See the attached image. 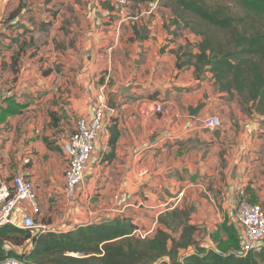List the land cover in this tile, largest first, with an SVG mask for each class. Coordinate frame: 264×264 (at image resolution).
<instances>
[{
	"label": "crops",
	"instance_id": "0c3cea01",
	"mask_svg": "<svg viewBox=\"0 0 264 264\" xmlns=\"http://www.w3.org/2000/svg\"><path fill=\"white\" fill-rule=\"evenodd\" d=\"M155 4L0 0V79L11 91L0 107V173L33 181L51 232L126 217L148 236L176 227L180 240L188 224L192 238L179 256L219 251L231 245L230 230L238 239L242 198L264 207V118L246 111L236 91H221L211 72L198 75ZM102 87L106 127L68 201L62 140L94 112ZM205 114L223 125L197 126Z\"/></svg>",
	"mask_w": 264,
	"mask_h": 264
},
{
	"label": "trees",
	"instance_id": "16d2710c",
	"mask_svg": "<svg viewBox=\"0 0 264 264\" xmlns=\"http://www.w3.org/2000/svg\"><path fill=\"white\" fill-rule=\"evenodd\" d=\"M130 1L152 4L158 0ZM236 1L244 12L241 17L227 13L223 6L212 7L205 0H169V3L177 7L174 25H179L181 18L185 20V14L190 13L216 29V33L229 34V41L224 43L209 31L200 32L203 39L198 44L199 51L191 54L198 75L203 71L211 72L221 91H236L246 111L253 110L264 118V0ZM190 25L188 20L184 24ZM183 64L179 62L178 67ZM110 132V144L114 146L119 135L118 126L110 125ZM180 218L181 223L186 222L189 214ZM137 229V224L126 217L66 232L35 235L31 230L7 224L0 226V261L16 257L35 264H264V250L250 252L244 257L234 253L238 239L232 230L229 231L231 245H220L219 251L179 256L180 249L190 242L188 233L185 234V230L192 231L188 224L180 240L163 229L142 238L135 234ZM26 244H31V248L22 254L14 249Z\"/></svg>",
	"mask_w": 264,
	"mask_h": 264
},
{
	"label": "built area",
	"instance_id": "2783aa9c",
	"mask_svg": "<svg viewBox=\"0 0 264 264\" xmlns=\"http://www.w3.org/2000/svg\"><path fill=\"white\" fill-rule=\"evenodd\" d=\"M119 1L124 6L131 3L130 0ZM10 92L0 79V106L8 99ZM108 109L105 87H102L94 112L89 116L79 117L74 131L62 140L67 162L63 195L68 201L76 198L85 180L96 142L106 127ZM154 110L161 112L162 104H156ZM196 125L205 129H217L223 125V120L219 115L205 114L197 119ZM21 204L23 209L20 207ZM41 214L42 208L33 181L23 173H14L8 177L0 173V226L13 225L31 230L34 235L51 232V228L39 220ZM236 219L239 230L238 247L234 249V253L244 257L250 252H262L264 250V207L242 198L237 204ZM149 233L135 230V234L142 238L147 237ZM30 245L26 244L14 249H20V252H17L22 254L31 248ZM190 253L193 252L187 250L182 256ZM0 264L35 263L26 259L7 257L1 260Z\"/></svg>",
	"mask_w": 264,
	"mask_h": 264
},
{
	"label": "rangeland",
	"instance_id": "374dc122",
	"mask_svg": "<svg viewBox=\"0 0 264 264\" xmlns=\"http://www.w3.org/2000/svg\"><path fill=\"white\" fill-rule=\"evenodd\" d=\"M209 5L212 7H218V6H223L227 9L225 11L229 14H232L233 16L241 17L244 15L243 9L238 5L236 0H205ZM133 3V2H132ZM156 5V9L158 8L160 18L162 20L163 28L166 29L168 32L175 31L178 32L179 37L177 38V41H180L181 47L185 46L186 48V55L191 56V51H194V48L198 49V44L199 42L203 39L202 34L200 33L201 31H209L211 32L212 35L218 36L223 42H228L229 41V34L228 33H223L221 32L218 35L216 33V29L210 27L206 22H204L202 19H200L197 16H194L190 13L185 14V20H182L180 22V26L174 25V18H177L178 12H177V7L174 6L173 4L169 3V0H158ZM179 11V10H178ZM154 12V11H152ZM187 20L191 23L190 26H184L185 22ZM183 26V27H182ZM144 32V31H143ZM173 33V32H171ZM173 40V39H171ZM179 45V46H180ZM183 45V46H182ZM180 47V48H181ZM238 94V93H237ZM239 95V94H238ZM5 115V114H4ZM5 117L2 115L0 116V121H3ZM187 210L185 209L182 211L181 216L182 219L185 217L186 214H189L190 207H186ZM171 230L173 231L172 234H177L176 227H172ZM188 233L187 240H191V234L190 231L185 230V234ZM192 233V232H191ZM186 242V240H183ZM18 252H20V249H17ZM181 260V258H180ZM179 261V259H178Z\"/></svg>",
	"mask_w": 264,
	"mask_h": 264
},
{
	"label": "water",
	"instance_id": "95a60500",
	"mask_svg": "<svg viewBox=\"0 0 264 264\" xmlns=\"http://www.w3.org/2000/svg\"><path fill=\"white\" fill-rule=\"evenodd\" d=\"M205 105H206V103H201L199 106H197L195 108L191 107L190 108L191 115L194 117H197L200 114L201 110L205 107Z\"/></svg>",
	"mask_w": 264,
	"mask_h": 264
}]
</instances>
